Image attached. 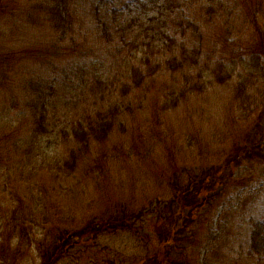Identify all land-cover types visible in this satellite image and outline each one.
Instances as JSON below:
<instances>
[{
    "label": "rangeland",
    "instance_id": "374dc122",
    "mask_svg": "<svg viewBox=\"0 0 264 264\" xmlns=\"http://www.w3.org/2000/svg\"><path fill=\"white\" fill-rule=\"evenodd\" d=\"M198 1L194 4V0H180L185 14L179 11L176 19L178 29L182 26L181 22L184 25L182 28L185 32V46L191 48L193 42L199 44L204 56L206 53L208 55L212 53L218 40V36L213 35V23L222 20L221 25L225 24V21H229L230 15L221 8V2L224 1L223 6L228 3L225 0ZM245 1L233 0V3L229 1L232 6L228 11L237 12ZM80 2L87 7L83 12L90 13L87 16L88 20H92L93 12L90 10L93 4L91 5L88 0L86 2L71 0L70 6L77 10ZM248 2L251 3V8H254V13L262 20L259 9L262 7L264 11V2L261 0ZM15 8L16 13L10 21L0 17V50L15 48L14 40L17 38L20 54H23L19 55L21 59H26L27 56L22 53L25 46L36 51L39 56L55 57L46 54V49L50 45L49 28L45 23L40 24L37 18L48 17L46 15L48 0H18ZM220 9L226 18L221 15ZM211 10L212 14L206 13ZM231 19L233 20L229 40L231 45H238V49L242 50L249 47V33L245 30L249 25L247 18L243 22L239 13H235ZM193 21L198 23V28L191 26L194 25ZM90 26L91 24L89 28ZM240 26H244L242 30L238 28ZM234 31L242 34L234 36ZM83 35L86 56L74 54L75 50L72 48V53L66 50L65 55L55 61L59 69L72 64L80 71V76H84L88 85L81 95L82 101L99 81L105 86H115L120 91L123 87H120L119 83L128 80V72L132 75L135 66L147 75L145 78L147 81L137 90V95L134 90L127 95V101L136 98L140 102L138 105L135 103L136 99H133L132 113H125L120 117L111 135L104 142L98 143L96 140L90 142L87 153L82 155L83 162L74 180L64 182L50 176L49 183L53 184L52 189L60 193L56 196L57 205L67 208L73 206L74 213L85 222L89 218H101L102 215H116L121 210L120 205L129 199L134 200L137 205L134 207L140 208L150 206L149 199L156 198L165 202L173 198L177 193L176 189L181 188V185L187 183L194 174H203V171L211 169L214 165L221 171L215 173V176L217 177L219 173L223 176L222 182L226 183V188L222 194H217L216 198L206 200L205 205L196 214L195 225H189L191 229L187 228V232H182L178 244L180 251L173 249L175 252L172 250V257H183L185 264H258L249 256L248 251L252 222L264 218V162L244 161L239 155L243 145L250 143L252 139L255 140L259 133H262L257 129L253 134H248L256 129L254 123L258 119L257 115H249L251 113L249 103L252 104L261 98L258 93L264 90L262 84L249 83L245 96L242 97L234 93L239 82L237 75L224 83L212 81L206 90L192 89L196 81L194 77L184 79L179 72L174 75L169 73L170 70L164 73L158 70L151 74L150 68L154 65L140 67L136 59L132 62L129 60L130 64H126L124 60L127 59V51L120 52L116 48V43L110 39L104 36L97 39L90 30L83 32ZM222 36L219 42L223 41ZM178 38L171 55L175 54L177 58L186 62V56L181 48V40L184 37L180 39L178 34ZM217 55L218 52L215 53L213 60ZM29 60L31 64L21 60L18 71L13 74L14 78L9 77L6 82L8 84H0V148L4 150V163L9 162V165H2L0 174H3L2 181L6 179L12 182L14 191L19 187L26 191L30 185L29 180L12 170L18 169V157L14 154L16 142L20 136L28 137V130L33 125L31 120V124L22 122L20 112L24 110L25 103L31 98L35 99L37 95L44 96L50 85L56 86L57 89L69 88L71 92L76 89L67 78L66 81H63L62 77L51 79L52 73L48 69L46 57ZM201 64L204 65L203 62ZM237 67L244 72L245 68L240 63ZM216 68L221 67L219 65L211 67V71ZM222 70L224 73L225 69ZM220 71L221 69L216 72ZM133 79L130 78L129 83L132 84ZM33 80L41 82L39 90L29 86ZM179 91L183 93L173 105L172 101L178 98ZM59 96L61 103L56 106V121L63 119L60 123L64 125L66 120L71 122L76 118H82V111L74 108L75 103L64 98L63 89ZM94 98V95L89 94L84 105ZM3 117L12 119L15 124L11 120L10 122L2 120ZM7 168L11 169L10 175ZM36 181L40 183L41 177L38 176ZM2 184L1 182L0 186ZM64 184L67 185L66 190L61 187ZM73 188L77 189V196L72 192ZM221 188L223 186L217 183L209 195L219 192ZM145 198L149 199L146 201ZM10 200L12 197L8 195V190L0 189V257L4 246L2 244L8 243L10 249L14 250L19 237V233L12 227L8 228V223H11V226L13 224L10 221L12 214L11 207L9 208ZM133 205L130 204V207ZM157 211L159 212L158 209ZM134 220L138 224L132 228L99 236L96 245L92 242L90 256L85 252L84 258L76 261L70 259L66 264H110L109 260L130 264L131 260L140 261L158 252L161 246L158 238L163 232L165 222L158 220V227H154L153 222ZM37 231L40 233L42 228ZM12 236L17 237L16 240H12ZM8 245L6 248L9 249ZM20 247V253L23 254L16 256L19 257L20 264L41 263L27 236ZM86 257L94 258L88 262Z\"/></svg>",
    "mask_w": 264,
    "mask_h": 264
},
{
    "label": "trees",
    "instance_id": "16d2710c",
    "mask_svg": "<svg viewBox=\"0 0 264 264\" xmlns=\"http://www.w3.org/2000/svg\"><path fill=\"white\" fill-rule=\"evenodd\" d=\"M84 1L86 2V0ZM88 1L91 2V5L93 4L90 10L93 12L92 20L87 18L90 13L83 12L84 8H87L85 5L80 2L79 9H73L70 6L71 0H48V12H46L48 17H37L40 24L45 23L49 28L50 45L46 49V54L55 55V57L42 56L48 60V69L52 73L51 79L62 77L63 81H66L67 78L76 89L71 92L69 88L57 89L56 86L50 85L49 91L46 90L44 96L37 95L35 99L31 98L25 103L24 110L20 112L22 122L29 123L31 120L33 125L28 130V137L20 136L16 142L14 154L18 157V169L12 170L17 171L20 176L23 175V178L29 180L30 185L25 189L26 191H23L22 187L14 191L12 182L6 181V179L2 181L3 174H0V183H3L0 189L8 190V195L12 197L9 208L11 207L10 221L13 224L11 226V223H8V228L12 227L16 233H19L18 238L15 236L11 238L12 240L17 238V246L14 250L10 249L8 243L2 244L4 246L0 264H20V259L16 256H22L20 246L24 243L26 236L31 248L40 257V264H66L70 259L76 261L79 258H84L85 252L87 256H90L92 242L96 245L95 242L99 236L132 228L138 224L134 219L153 222L154 227H158V220H163L165 223L163 232L158 238L161 242L160 250L140 259V261L131 260L130 264H185L183 257H172L173 249L180 251L178 244H180L182 232L191 229L189 225L196 222V214L205 205L206 200L216 198V195L222 194L226 188V183L222 182L223 176L219 175L220 173L217 174V177L215 176V173L221 171L213 165L211 169L203 171V174H194L187 183L176 189L177 193L173 198L165 202L156 198H145L146 201L149 199L150 206L145 205L139 208V206L134 207L137 205L133 199H129L127 202L123 201L124 203L120 205L121 210L116 215H102L101 218L95 217L87 219L86 222L81 221L74 213L73 206L67 208L57 205L58 197L56 196L60 193L52 189L53 184L49 183L50 176L64 182L75 179L83 162L82 155L87 153L91 145L90 142L92 140H96L98 143L104 142L111 135L120 117L125 113H132L133 99L136 98L127 101V95L131 90H134L137 95V90L146 84L147 75H144L141 69H136L138 66H135L132 75H129L128 72L126 82H117L120 87H123L120 91L115 86H105L99 81L94 84L82 101L81 95L88 85L84 76H80V71L72 64L59 69L55 61L60 60L66 50L72 53V48L75 50L74 54L86 56L83 32L90 30L97 39L104 36L116 43V48L120 52L127 51V59L124 60L126 64L129 65L130 61L136 59L140 67L154 65L150 68L151 74H155L158 70H161V73L170 70L169 73L174 75L179 72L184 79L194 77L196 81L192 89L205 88L206 90V87L211 86L212 81L224 83L237 75L239 82L234 93L242 97L245 96L249 83H261L264 89L263 8L259 9L261 20L254 13V8H251V3L248 0L243 2L241 9L234 13H231L232 10L228 11L232 6L229 1L233 3V0H225L228 2L225 6H223L224 1L221 2V8L230 15L229 21H225V24L222 25V20L213 23V35L214 37L218 36V40L211 51L212 53L210 55L206 53L203 56L202 47L199 44L193 42L191 48H187L184 44L185 32L182 28L184 25L181 22L182 26L178 29L176 19L179 16V11L184 10L180 0H117V3L116 0ZM205 1L219 2V0ZM261 1L264 2V0ZM16 2L18 0H0V17L10 21L13 14L16 13ZM196 2L199 1L194 0V4ZM66 3L67 6H65ZM206 13L212 14L213 10L206 11ZM235 13H239L243 22L247 18V23L250 25L245 29L249 33V47H244L243 50L238 49V45L232 46L229 41L233 26L231 17ZM221 15L225 16L222 11ZM192 23L194 25L191 26L198 28L196 21ZM89 24H91L90 28ZM237 26L239 25L237 24ZM242 27L244 26L238 28L242 30ZM178 34L180 39L184 37L181 40V48L186 56V62L177 58L175 54L171 55L176 40H179ZM239 34L242 32L234 31V36ZM221 36L223 41L219 42ZM14 41L15 48L0 50V84H8L6 82L9 77L14 78L13 74L18 71L21 60L31 64L29 59L42 57L36 51L23 45L25 50L22 53L27 56L25 55L26 59H21L19 55L23 54H20L19 51V39L16 38ZM220 45L223 46L220 47ZM217 52L218 55L213 60ZM202 62L204 65L201 64ZM239 63L245 68L244 72H241L237 67ZM218 65L221 68L211 71V67L215 68ZM219 69L221 71L217 73L216 71ZM222 69H225L224 73ZM132 77L134 79L131 84L129 79ZM39 83L41 82L33 80L29 86L39 90ZM62 89L64 98L73 101L74 108H79L82 111V118H76L71 122L66 120L64 125L60 123L63 119L55 120L56 106L61 103L59 94ZM182 93L179 91L178 98L172 101L173 105L178 102ZM89 94L94 95L95 98L84 105ZM258 94L261 98L256 99V102L252 104L249 103L251 107L249 115H257L258 119L254 123L256 129L251 130L248 134H253L257 129L262 133H259V137L255 140L252 139L250 143L243 145L239 155L248 162L256 160L264 162V90ZM135 103L140 102L136 99ZM106 104L110 106L107 107ZM2 120H9V122L11 120L15 124L12 119L7 117H3ZM60 147H63L62 151L59 149ZM3 152L4 150L0 148V170L3 164L9 165V162L4 163L3 161ZM8 168L7 173L10 175L11 169ZM38 176L41 177L40 183L36 181ZM217 183L223 188L210 196L209 193L214 190ZM65 186L67 185H61L63 190H66ZM76 191L77 189L73 188L72 192L77 196ZM130 204L134 205L130 207ZM161 205L163 209H161ZM40 227L42 231L38 233L37 230ZM6 245L9 246V249L6 248ZM248 254L258 264H264V218L252 222ZM86 258L90 262L94 257ZM109 263L127 264L124 261L114 260H109Z\"/></svg>",
    "mask_w": 264,
    "mask_h": 264
}]
</instances>
